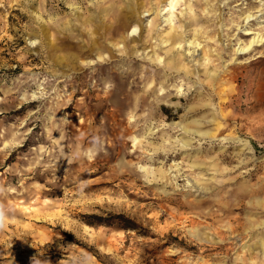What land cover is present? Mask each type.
Segmentation results:
<instances>
[{"label": "rangeland", "instance_id": "obj_1", "mask_svg": "<svg viewBox=\"0 0 264 264\" xmlns=\"http://www.w3.org/2000/svg\"><path fill=\"white\" fill-rule=\"evenodd\" d=\"M0 212V264H264V0H0Z\"/></svg>", "mask_w": 264, "mask_h": 264}, {"label": "bare ground", "instance_id": "obj_2", "mask_svg": "<svg viewBox=\"0 0 264 264\" xmlns=\"http://www.w3.org/2000/svg\"><path fill=\"white\" fill-rule=\"evenodd\" d=\"M241 68H242V67H241ZM237 74H238L237 72H234V71L230 68V70H229V72H228L229 80H231L232 82L235 81V82H238V83L243 82V81H242V77L239 78V77L237 76ZM239 74H240V72H239ZM229 97H230V103H229L230 106H232L235 102H237V100H239V99L234 100V94H233V93H230ZM239 98H240V96H239Z\"/></svg>", "mask_w": 264, "mask_h": 264}, {"label": "clouds", "instance_id": "obj_3", "mask_svg": "<svg viewBox=\"0 0 264 264\" xmlns=\"http://www.w3.org/2000/svg\"><path fill=\"white\" fill-rule=\"evenodd\" d=\"M3 217H4L3 212H0V227H3Z\"/></svg>", "mask_w": 264, "mask_h": 264}]
</instances>
